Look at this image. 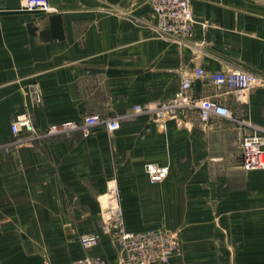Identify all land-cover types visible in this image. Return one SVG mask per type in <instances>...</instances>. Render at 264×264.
Masks as SVG:
<instances>
[{
    "label": "crops",
    "instance_id": "obj_1",
    "mask_svg": "<svg viewBox=\"0 0 264 264\" xmlns=\"http://www.w3.org/2000/svg\"><path fill=\"white\" fill-rule=\"evenodd\" d=\"M51 2L59 12L0 16V252L16 251L11 264L85 254L116 264L102 227L117 200L129 230L177 237L159 264H264V169L245 171L240 149L264 131V0H191L190 39L159 36L150 0ZM229 68L255 73L259 85L238 91L209 78ZM185 77L194 100L215 99L232 115L205 122L191 105L160 118ZM22 112L33 129L14 135ZM94 114L102 121L89 136L47 131ZM113 119L120 128L109 132ZM151 163L168 166V177L152 183ZM90 233L101 242L87 249L80 238Z\"/></svg>",
    "mask_w": 264,
    "mask_h": 264
},
{
    "label": "built area",
    "instance_id": "obj_2",
    "mask_svg": "<svg viewBox=\"0 0 264 264\" xmlns=\"http://www.w3.org/2000/svg\"><path fill=\"white\" fill-rule=\"evenodd\" d=\"M155 19L156 32L159 36L167 34L179 39H190L194 34V9L191 0H150ZM59 12L51 0H25L16 10L0 8V16L4 12ZM197 78L205 76L202 68L195 72ZM211 81L221 85L230 86L238 91L250 89L259 85L260 77L248 70L231 69L222 72H214L209 77ZM176 94L168 102L161 104L158 112L160 118L170 116L184 106H195L199 109V115L203 121L210 120L215 115L230 117L231 110L217 100L200 98L198 101L191 96L192 80L185 77ZM42 90H34L36 102H41ZM102 118L97 115L85 116L83 120H66L63 123H54L47 129L48 133H60L64 130H81L84 136L91 134L92 128L99 124ZM107 130L116 131L120 128L118 120H109L106 123ZM33 129V120L26 112L19 113L14 118L11 131L14 135L19 132H28ZM241 159L244 170L264 169V131H254L245 135L240 141ZM146 172L152 183L165 180L169 173V167L158 163L147 164ZM116 200L117 196L112 194ZM117 201V200H116ZM115 201V206L105 209L103 230L114 238L119 249V258L116 264H159L167 263L177 248V237L166 229H147L133 231L126 227L121 208ZM81 244L84 248L91 249L101 242L99 234L90 233L82 235ZM68 264H112L101 256L85 254L68 262ZM114 264V263H113Z\"/></svg>",
    "mask_w": 264,
    "mask_h": 264
},
{
    "label": "rangeland",
    "instance_id": "obj_3",
    "mask_svg": "<svg viewBox=\"0 0 264 264\" xmlns=\"http://www.w3.org/2000/svg\"><path fill=\"white\" fill-rule=\"evenodd\" d=\"M113 195H109L107 199L105 200L106 205H110L112 203V197ZM123 213V212H122ZM105 219V214H104ZM164 227H158L154 229H163ZM177 246H178V240H177ZM16 251H7V252H0V264H11L13 261L11 260L13 257H15ZM11 258V259H10ZM7 260V261H6Z\"/></svg>",
    "mask_w": 264,
    "mask_h": 264
},
{
    "label": "bare ground",
    "instance_id": "obj_4",
    "mask_svg": "<svg viewBox=\"0 0 264 264\" xmlns=\"http://www.w3.org/2000/svg\"><path fill=\"white\" fill-rule=\"evenodd\" d=\"M109 205V204H108ZM111 205V204H110Z\"/></svg>",
    "mask_w": 264,
    "mask_h": 264
}]
</instances>
